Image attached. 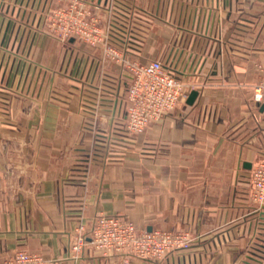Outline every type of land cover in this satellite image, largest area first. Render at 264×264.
Wrapping results in <instances>:
<instances>
[{
  "label": "crops",
  "instance_id": "1",
  "mask_svg": "<svg viewBox=\"0 0 264 264\" xmlns=\"http://www.w3.org/2000/svg\"><path fill=\"white\" fill-rule=\"evenodd\" d=\"M97 7L103 24L108 0ZM70 0H0V264L17 250L53 264H264V210L249 201L264 159V0H117L136 26L131 60L187 53L197 96L137 136L123 130L128 78L99 49L60 47L41 13ZM138 230L184 231L187 252L157 263L87 246L99 214Z\"/></svg>",
  "mask_w": 264,
  "mask_h": 264
},
{
  "label": "built area",
  "instance_id": "2",
  "mask_svg": "<svg viewBox=\"0 0 264 264\" xmlns=\"http://www.w3.org/2000/svg\"><path fill=\"white\" fill-rule=\"evenodd\" d=\"M43 29L63 44L70 39L91 49H99L103 58L117 65L126 74V114L123 130L127 136L142 134L148 124L162 119L168 112L184 102L194 84L184 79L187 53L173 50L163 60L146 63L131 60L127 49L134 44L136 26L127 22L129 15L118 9L117 0H108V18L102 23L97 7L83 0H70L68 4L44 9L41 13ZM260 79L254 86L253 101L264 104V65H258ZM249 201L255 210H264V159L251 170ZM194 242L184 231L154 229L138 230L135 224L118 216L99 214L87 230L79 223L74 230L70 259L78 260L87 246L102 257L117 254L127 258L147 259L162 263L177 252H187ZM4 264H53L38 254L17 250Z\"/></svg>",
  "mask_w": 264,
  "mask_h": 264
},
{
  "label": "water",
  "instance_id": "3",
  "mask_svg": "<svg viewBox=\"0 0 264 264\" xmlns=\"http://www.w3.org/2000/svg\"><path fill=\"white\" fill-rule=\"evenodd\" d=\"M70 42H73V39H70ZM196 96H197V91L196 90L191 91L187 97L186 103L191 105L194 102ZM260 110L261 111L264 110V104L260 105Z\"/></svg>",
  "mask_w": 264,
  "mask_h": 264
},
{
  "label": "rangeland",
  "instance_id": "4",
  "mask_svg": "<svg viewBox=\"0 0 264 264\" xmlns=\"http://www.w3.org/2000/svg\"><path fill=\"white\" fill-rule=\"evenodd\" d=\"M56 7H61V3L60 2H56V4H54V5H50V8H56ZM59 44V46L60 47H65V45H67V44H63V43H60V42H58ZM263 245H264V242L262 243Z\"/></svg>",
  "mask_w": 264,
  "mask_h": 264
}]
</instances>
